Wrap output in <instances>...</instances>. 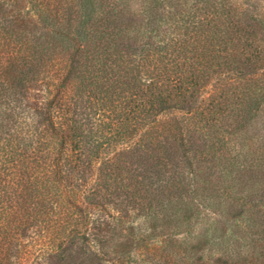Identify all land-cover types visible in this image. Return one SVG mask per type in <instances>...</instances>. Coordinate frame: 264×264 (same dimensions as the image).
<instances>
[{"label": "trees", "instance_id": "16d2710c", "mask_svg": "<svg viewBox=\"0 0 264 264\" xmlns=\"http://www.w3.org/2000/svg\"><path fill=\"white\" fill-rule=\"evenodd\" d=\"M258 2L0 0V264H264Z\"/></svg>", "mask_w": 264, "mask_h": 264}, {"label": "rangeland", "instance_id": "374dc122", "mask_svg": "<svg viewBox=\"0 0 264 264\" xmlns=\"http://www.w3.org/2000/svg\"><path fill=\"white\" fill-rule=\"evenodd\" d=\"M259 2L255 5H257V10L260 13L264 19V0H258ZM256 83L259 84V86L264 85V68L259 71V74L257 76ZM202 97H206L205 93L208 94V92L211 91V87L206 86L203 88ZM262 112V113H261ZM264 106L261 107V110L256 114L255 116L253 114H250V117H252V120L249 122V130L254 134L255 138L263 137L264 135ZM178 116L179 113H169L167 116ZM170 118V117H168Z\"/></svg>", "mask_w": 264, "mask_h": 264}]
</instances>
